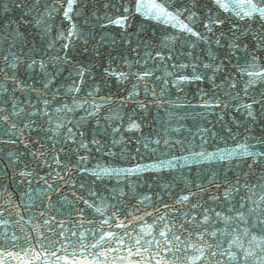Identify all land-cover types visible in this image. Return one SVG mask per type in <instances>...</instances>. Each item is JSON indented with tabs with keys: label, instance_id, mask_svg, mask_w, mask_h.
Masks as SVG:
<instances>
[{
	"label": "snow or ice",
	"instance_id": "obj_1",
	"mask_svg": "<svg viewBox=\"0 0 264 264\" xmlns=\"http://www.w3.org/2000/svg\"><path fill=\"white\" fill-rule=\"evenodd\" d=\"M0 264H264V0H0Z\"/></svg>",
	"mask_w": 264,
	"mask_h": 264
},
{
	"label": "water",
	"instance_id": "obj_2",
	"mask_svg": "<svg viewBox=\"0 0 264 264\" xmlns=\"http://www.w3.org/2000/svg\"><path fill=\"white\" fill-rule=\"evenodd\" d=\"M195 87H196L195 85L192 86L193 89H195ZM153 112L155 113V110H153ZM161 112H163V110H161ZM191 120H192V117H190L189 123L191 122ZM166 199H167V197H166ZM169 202H171L170 199H169ZM133 203H135V201H133Z\"/></svg>",
	"mask_w": 264,
	"mask_h": 264
}]
</instances>
